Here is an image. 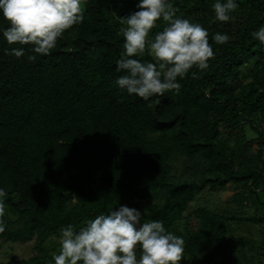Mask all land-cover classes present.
Masks as SVG:
<instances>
[{
  "label": "trees",
  "instance_id": "trees-1",
  "mask_svg": "<svg viewBox=\"0 0 264 264\" xmlns=\"http://www.w3.org/2000/svg\"><path fill=\"white\" fill-rule=\"evenodd\" d=\"M137 2L84 0L83 22L47 55L24 46L17 58L4 49L21 46L0 40V240H34L36 252L9 264H53L61 226L79 229L119 204L182 237L180 264H264V45L252 36L264 26V0H237L226 22L215 19V0H168L207 29L214 55L178 78L179 93L149 101L115 84L121 20ZM215 33L230 39L217 44ZM230 184L256 215L192 208L206 189ZM241 225L249 235L236 234Z\"/></svg>",
  "mask_w": 264,
  "mask_h": 264
},
{
  "label": "clouds",
  "instance_id": "clouds-1",
  "mask_svg": "<svg viewBox=\"0 0 264 264\" xmlns=\"http://www.w3.org/2000/svg\"><path fill=\"white\" fill-rule=\"evenodd\" d=\"M83 3L84 0H0V16L8 22L7 27L0 25V40L21 46L4 51L20 58L27 46L31 53L47 55L67 29L83 22ZM238 7L237 0H215L212 4L215 19L221 22L229 21L230 13ZM176 11L168 0H138L135 10L122 18L126 25L122 29L123 48L115 67L121 73L115 80L119 89L149 101L166 92L179 93V79L194 67L208 68L214 52L207 29L177 16ZM160 19L167 23L150 36ZM252 36L264 45V26ZM212 39L222 44L230 38L215 33ZM145 54L151 59H143ZM27 59L35 60L36 55H28ZM6 196L0 188V233L6 229ZM142 216L140 209L119 204L89 219L79 229L72 224L61 226L59 251L52 254L53 264H180L184 257L183 238L168 231L160 220L142 222Z\"/></svg>",
  "mask_w": 264,
  "mask_h": 264
},
{
  "label": "rangeland",
  "instance_id": "rangeland-1",
  "mask_svg": "<svg viewBox=\"0 0 264 264\" xmlns=\"http://www.w3.org/2000/svg\"><path fill=\"white\" fill-rule=\"evenodd\" d=\"M238 80H241V76L238 77ZM253 146L256 147L257 143L255 142ZM240 191H242L241 188H237L232 184L217 191H210L209 189H206L192 203V208L206 206L218 213L225 214L226 216L251 218V216H254L257 213L250 205L249 201L247 203V207L243 208L240 201L234 200L236 194ZM234 225L235 224L233 223L232 226L235 227ZM236 234L249 235V232L245 226L241 225L236 229ZM35 253L34 240L26 242L0 240V264H9L12 258L15 260L23 258L27 259Z\"/></svg>",
  "mask_w": 264,
  "mask_h": 264
}]
</instances>
